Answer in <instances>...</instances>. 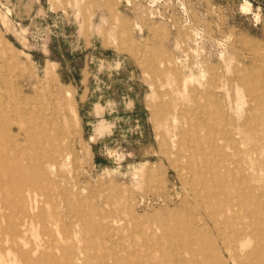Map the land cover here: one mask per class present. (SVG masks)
<instances>
[{
	"label": "rangeland",
	"instance_id": "obj_1",
	"mask_svg": "<svg viewBox=\"0 0 264 264\" xmlns=\"http://www.w3.org/2000/svg\"><path fill=\"white\" fill-rule=\"evenodd\" d=\"M263 252L264 0H0V264Z\"/></svg>",
	"mask_w": 264,
	"mask_h": 264
},
{
	"label": "bare ground",
	"instance_id": "obj_2",
	"mask_svg": "<svg viewBox=\"0 0 264 264\" xmlns=\"http://www.w3.org/2000/svg\"><path fill=\"white\" fill-rule=\"evenodd\" d=\"M2 157H3V155H2ZM193 161V160H192ZM199 169V168H198ZM197 173V172H196ZM198 173H199V170H198ZM192 175V174H191ZM199 175V174H198ZM211 175V174H210ZM200 178V177H199ZM212 179V178H211ZM202 180V179H201ZM203 181V180H202ZM214 182H215V180H214ZM203 185V184H202ZM213 188V187H212ZM221 188V187H220ZM191 189V188H190ZM221 193V192H220ZM8 194V193H7ZM37 194V193H36ZM206 194V193H205ZM6 196V195H5ZM212 196V195H211ZM221 196V195H220ZM216 198V197H215ZM227 198V197H226ZM218 199V198H217ZM205 200V199H204ZM207 201V200H206ZM9 202V201H8ZM5 203V202H4ZM31 203V202H30ZM239 203V202H238ZM32 207V206H31ZM29 212V211H28ZM257 212V211H256ZM89 214V213H88ZM248 214H249V212H248ZM261 215V214H260ZM213 216V215H212ZM239 216V215H238ZM215 218V217H214ZM255 218V217H254ZM260 219H262V218H260ZM259 219V220H260ZM27 220V219H26ZM94 220V219H93ZM47 227V226H46ZM122 228V227H121ZM69 233V232H68ZM250 235V234H249ZM44 237V236H43ZM121 237V236H120ZM228 237V236H227ZM6 238V237H5ZM208 239V238H207ZM207 241V240H206ZM223 241H225V240H223ZM231 241H233V240H231ZM261 241V240H260ZM259 241V238H258V242H260ZM62 242V241H61ZM22 243V242H21ZM59 243V242H58ZM52 245H53V243H52ZM223 245H224V243H223ZM13 246H15V245H13ZM186 246V245H185ZM187 247V246H186ZM197 249V248H196ZM195 249V250H196ZM224 249V248H223ZM144 252V251H143ZM142 252V253H143ZM239 252V250L237 251V253ZM259 252V251H258ZM248 253V252H247ZM260 253V252H259ZM258 253V254H259ZM50 254V253H49ZM103 254V253H102ZM263 254H264V252H263ZM52 255V254H51ZM53 256V255H52ZM263 257H264V255H263ZM17 259V258H16ZM28 259V258H27ZM256 259V258H255ZM25 260H26V258H25ZM35 260V259H34ZM130 260V259H129ZM137 260V259H136ZM141 260V259H140ZM161 260H163V259H161ZM172 260V259H171ZM51 261V260H50ZM240 261V260H239ZM171 263V262H170ZM245 263V262H244ZM5 264V263H4ZM130 264V263H129ZM168 264V263H167ZM172 264V263H171ZM242 264V263H241Z\"/></svg>",
	"mask_w": 264,
	"mask_h": 264
},
{
	"label": "crops",
	"instance_id": "obj_3",
	"mask_svg": "<svg viewBox=\"0 0 264 264\" xmlns=\"http://www.w3.org/2000/svg\"><path fill=\"white\" fill-rule=\"evenodd\" d=\"M105 129H107V126L102 122L96 127V131L98 133L103 132Z\"/></svg>",
	"mask_w": 264,
	"mask_h": 264
}]
</instances>
